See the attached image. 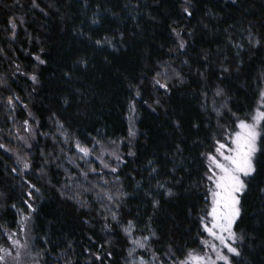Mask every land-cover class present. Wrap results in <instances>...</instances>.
Masks as SVG:
<instances>
[{
	"label": "trees",
	"instance_id": "16d2710c",
	"mask_svg": "<svg viewBox=\"0 0 264 264\" xmlns=\"http://www.w3.org/2000/svg\"><path fill=\"white\" fill-rule=\"evenodd\" d=\"M35 2L0 0V246L30 204L31 244L44 264H139L141 257L172 264L171 253L197 251L207 206L202 154L233 126L232 113L243 117L264 103V1L191 0L190 17L183 0ZM104 37L111 46L94 43ZM157 70L167 72V93L154 87ZM133 103L135 155L102 179L76 143L125 138ZM25 120L31 132L19 139ZM260 160L241 197L235 230L244 239L234 245L241 253L234 264H264ZM146 236L145 249L132 243ZM104 252L111 258L92 255Z\"/></svg>",
	"mask_w": 264,
	"mask_h": 264
},
{
	"label": "snow or ice",
	"instance_id": "6c2138e0",
	"mask_svg": "<svg viewBox=\"0 0 264 264\" xmlns=\"http://www.w3.org/2000/svg\"><path fill=\"white\" fill-rule=\"evenodd\" d=\"M233 3L236 0H232ZM183 14L186 16H191L192 12L189 11L191 5V0H183ZM33 6L36 5L35 0H33ZM98 20H93L92 23H98ZM10 27L15 30L16 23L13 20L8 21ZM22 23V21H21ZM173 33L176 35L178 40V49L182 50L185 47V42L180 37L179 32L173 29ZM96 45L103 46L105 44L111 46V40L108 37H104L103 40L97 39L94 42ZM249 43H253V38H249ZM260 41L256 40L255 44H259ZM239 48L240 45H234ZM35 60L39 64H44L46 61L41 59L39 55L35 57ZM83 63V62H81ZM186 63V61H185ZM224 72L228 69L224 68ZM35 83L37 82V77L35 75L30 77ZM164 82H162V79ZM175 79L180 83H183L182 78L179 73L175 74ZM154 87L164 90L165 93L169 91V84L167 82V72L161 73L159 70L156 71V76L153 81ZM216 96H222L223 90L217 88ZM136 97H140V93L136 91ZM16 99H19L18 97ZM260 100L264 102V92L260 93ZM8 105H13L15 100L13 97L9 96L7 98ZM159 103V100L156 101ZM221 107L226 108V103ZM264 103L261 104L260 108L254 110V113L249 114L244 119L237 117L235 113H232L234 117L233 124L234 129L232 132H225V141L220 140L214 141L213 151L203 153L207 162V171L205 173V179L211 183V187L208 188V193L210 194V210L205 213L204 216L200 217V224L202 225L203 233H206L209 240H200V244L203 248L200 252L196 250L185 251L180 257H177L175 253H171L169 259H171L172 264H234L233 257L241 256L240 251L234 245L242 242L244 239V234L240 233L238 235L236 226L237 221L242 218V205L241 197L249 190L250 182L258 174V165L261 163L260 158L264 157V141L261 137L264 135ZM155 109H153L154 111ZM130 111H135V104L130 106ZM213 111L216 115L222 116L223 113L220 112L215 107ZM230 111V110H229ZM25 130H28V121H24ZM129 137L134 138L135 132L132 128L129 129ZM23 139V138H21ZM97 144L100 142L97 141ZM112 143H115L113 141ZM4 145L0 144V148ZM31 147V145H29ZM76 148L83 156H88L91 150L88 147L82 146L79 142L76 143ZM129 156L135 155V153L129 151ZM117 161L121 160V157L116 156ZM151 163V161L149 162ZM27 163L24 164V168H28ZM105 168H108V164H104ZM15 171V169H13ZM90 171L95 172L96 169H90ZM110 171L116 172L117 168H110ZM152 172H156L155 168H152ZM85 175H87L85 173ZM106 183V182H105ZM139 186V185H137ZM34 187V186H32ZM159 188H164L163 184L158 185ZM36 191H39L36 189ZM264 191V189H262ZM165 195L171 196L173 193L165 189ZM31 196V193L28 194ZM126 195V194H122ZM109 200L112 199L111 196L108 197ZM27 203V201H25ZM158 201H153V206L155 207ZM13 207H15L13 205ZM31 209V205H28ZM34 211V209H32ZM207 218H210L208 222H205ZM28 217H25L27 220ZM111 219L119 223L117 215L115 212L112 213ZM127 227L124 228L126 235H131L130 229L133 228V221L127 222ZM110 225H105V228H110ZM25 229H21L24 231ZM16 234H8V239L11 243V248L20 249L22 247H27L26 244L22 245L19 239H15ZM154 235V234H153ZM151 239V236H146L143 240H133L132 243L140 248L145 249L147 241ZM107 243V242H106ZM104 245H100V249H103ZM9 247L0 246V264H6V257L13 256V252ZM96 261H101L102 259L111 258V252H104L103 256L97 253L92 254ZM132 255V252H129ZM20 252L16 251L15 259H18ZM38 264V262H37ZM139 264H148L143 257H141Z\"/></svg>",
	"mask_w": 264,
	"mask_h": 264
},
{
	"label": "rangeland",
	"instance_id": "374dc122",
	"mask_svg": "<svg viewBox=\"0 0 264 264\" xmlns=\"http://www.w3.org/2000/svg\"><path fill=\"white\" fill-rule=\"evenodd\" d=\"M264 1V0H263ZM262 92H264V85H262ZM254 113V112H253ZM252 114V113H251ZM249 114L240 117L241 119H244L246 116ZM127 125H128V132L127 136L125 138L117 139L114 140L115 143H112L113 141H107L103 143H95L92 147L89 149L91 150L90 155L85 156L88 161L92 163V166L94 169H96L95 173L98 174L102 179L105 176H114L118 168L122 166V163H124L125 159L127 157H131L128 155V152L131 151L133 152V146L134 142L137 138V130L135 128V114L134 112H131L129 110L128 117H127ZM22 128L23 133H20L18 135L19 139L23 137H27L26 135L30 133V125L28 124V130H25V126L23 124ZM132 128V130L135 132V137H129V129ZM234 129V124L231 128H228L224 131L222 137L220 138L221 142H226L224 137H225V132H232ZM116 156L121 157L120 161H117L115 159ZM104 164H108L109 167L105 168ZM117 168L116 172L110 171V168ZM24 169V164H19V167ZM205 168L207 171V162L205 161ZM205 171V173H206ZM205 192L207 195V206H206V212L210 210L211 204H210V194L208 193V188H210L212 185L209 181L205 179ZM25 217H28L27 220H25ZM210 218H207L205 222H208ZM32 220V207L29 209V207H26V211H23L19 214L18 220H17V225L16 228L11 231L8 234H16L14 236L15 239H19L21 244L24 245L26 244L27 247H22L20 249H15L11 248V243L8 239L7 235V241L6 244L3 245L2 247H9L11 248L13 252V256L6 257V264H44V259L41 253L38 251H35L33 249V246L31 244L32 238L30 237V224ZM21 229H25L24 231H21ZM200 240H209L211 241V237H208L206 233H203V230L201 231L200 234ZM240 243V242H239ZM237 243L236 245H238ZM199 249L197 252H200V250L203 248V245L200 244L199 242ZM16 251L20 252V256L18 259H15V253Z\"/></svg>",
	"mask_w": 264,
	"mask_h": 264
}]
</instances>
